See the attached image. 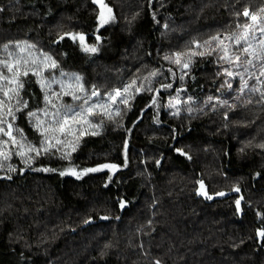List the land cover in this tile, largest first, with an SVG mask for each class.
<instances>
[{
    "label": "trees",
    "instance_id": "16d2710c",
    "mask_svg": "<svg viewBox=\"0 0 264 264\" xmlns=\"http://www.w3.org/2000/svg\"><path fill=\"white\" fill-rule=\"evenodd\" d=\"M104 3L113 19L101 26L93 0H0L3 43L32 41L103 92L126 81L141 89L68 158L49 150L30 169L15 160L13 175L0 171V264H264V99L249 91H264L249 76L260 62L237 52L241 62L228 63L212 50L213 37L251 23L245 8L264 22V0ZM262 38L257 25L249 40L259 49ZM226 70L244 75L243 94ZM22 83L26 106L13 122L38 145L28 115L43 94L33 75ZM69 169L79 176L60 174ZM198 181L213 199L197 197Z\"/></svg>",
    "mask_w": 264,
    "mask_h": 264
},
{
    "label": "rangeland",
    "instance_id": "374dc122",
    "mask_svg": "<svg viewBox=\"0 0 264 264\" xmlns=\"http://www.w3.org/2000/svg\"><path fill=\"white\" fill-rule=\"evenodd\" d=\"M2 9L3 8L0 7V10ZM104 16L105 19H107V23L111 22L113 19L112 12L109 13L107 9H104ZM107 23H104L103 25ZM3 40V37H1L0 60L14 61L17 58L27 60L29 61V63L25 65V67L29 69L40 68L41 76L48 84L47 87H42L40 83V77L33 75L37 81L39 88L42 91L44 98L43 108L32 112L35 113V116H32L30 114L28 115L32 128L34 129V131L37 132L38 136L40 137V142L38 145H34L30 142H27L22 132L16 128L14 123L17 119L16 108H19L21 110L23 107H25V104L21 103L22 88L19 89V100H17L15 94H12L11 105L13 106V114L15 116V119L13 120L12 117L5 115L3 117L5 123L3 125H0V127H4L5 130H7V123L11 122L13 124L12 135L16 137V140L19 143H23L25 146L30 144L39 147V145L44 139V137H42L40 133L44 130V128L49 127L54 119H59V117L53 116V114L56 113L58 110L60 116H63L65 114L71 116L74 111H79L81 110V108H87L88 105L83 104V98L85 96L90 97L89 104L96 103L107 105L108 107L106 111L107 113L111 114L110 117H117L125 108L131 105L135 96L141 91L137 82H135V85L129 87L128 92L125 93L123 89L132 84L127 83L128 81H126L122 86H114L109 91L103 92L95 84L87 86L85 82V77L83 75L77 72L64 69L58 59L51 52H47L43 49L38 48L34 42L24 39H18L9 41L5 44L3 43ZM5 45H8L7 50H5L4 48ZM29 45H31L32 47H29ZM84 46L88 45H83V48ZM21 49H24V51L21 52ZM9 53H11V55H9ZM45 56L51 57V60L56 62L55 68H51L50 66L45 67L44 64L41 63L42 61H44ZM33 59L36 60L35 65L31 63ZM46 63L50 65L51 61H47ZM29 74H31V72ZM23 77L25 76L20 77L21 82ZM75 77H79V81H77ZM80 86L83 87L84 91L80 90ZM12 87H15V85H12ZM137 89H139V91H137ZM116 90H120V96H118L115 101L108 99V94L112 93L113 95H115ZM93 91L98 92L99 95L91 96V93ZM65 92H68L69 94L65 95ZM73 94L81 97V99L73 100ZM46 95L49 97L48 101L45 100ZM0 98H3L2 92H0ZM122 100H127V103H123ZM177 104L179 103L177 102ZM53 105H55V107H53ZM4 111L6 112L7 109L5 108ZM101 118H109V116L105 114L104 108H96L92 114L84 113V119L89 121V123H85L84 119L78 118L76 122L70 120L65 126V130L63 133H61L60 131H49L45 133V135L48 137H56L64 141L63 144L57 145L55 139H53L52 148H50V150L57 151L62 156L68 158L71 154L75 152L84 137L94 135L93 133H98L100 131V125L98 122ZM40 121H43V123L38 129L37 124ZM93 124L98 125V127H91L90 125ZM0 141H8V144L0 145V150L4 151L8 156L7 159H5L3 156H0V171L13 175L15 173V160L21 162L23 166L22 171H25V169H30L32 167L33 159L37 156L35 155V153H29L27 151V147L21 149L19 147V144L13 146L12 142L9 140V137L4 136L2 133H0ZM73 148H75L74 151L72 150ZM18 151H24L25 156L21 157L16 155ZM42 153L44 152H41V154Z\"/></svg>",
    "mask_w": 264,
    "mask_h": 264
},
{
    "label": "snow or ice",
    "instance_id": "6c2138e0",
    "mask_svg": "<svg viewBox=\"0 0 264 264\" xmlns=\"http://www.w3.org/2000/svg\"><path fill=\"white\" fill-rule=\"evenodd\" d=\"M93 3L99 4L100 8H101V12H100V23L101 26L104 23H107V19H105L104 16V9H107V11L109 13H111L112 9L110 7H108L105 3L104 0H93ZM260 12H264V8L260 9ZM243 16L245 17H249L251 23L245 22L243 24V29L244 31L240 32L239 34H232L230 36H225L223 38L220 37H213L212 39L215 41H218V43L215 45V47L212 49L213 51H215L216 49H220V52L222 53L220 55V59L224 60L228 63H237L239 64L241 62V55L237 54V52L244 54L245 56H250V59H247L245 61H243L244 63L255 67L256 65L254 64V61H259L260 62V68H259V74L257 75L256 73H250L249 76H255L258 84L264 85V81H262L260 79V77H264V38L260 39L259 41V49H257L256 47H254L251 43V41L249 40V35H250V31L255 30V27L257 25H259V30L262 34V36H264V22H261L259 19V13H251L247 8L244 9ZM63 38V37H62ZM73 39H76V37L73 35L72 36ZM254 38V37H253ZM79 40L81 42V44H84V37L81 35L79 36ZM234 41V44L236 46V52L231 51V45L230 44H225V41ZM206 44H208L211 47V42L210 41H206ZM223 46V47H221ZM29 47H32L31 45H29ZM197 48L200 47L199 44L196 45ZM5 50H7L8 45L4 46ZM83 50L85 52H96L97 49L96 47H88V46H84ZM24 49H21V52H23ZM9 55H11V53H9ZM184 55L182 53H177L176 54V63L180 64L181 63V56ZM192 56L195 55H204L203 52L197 53V52H191ZM47 61H51V64L48 65L46 62ZM29 63V61L27 60H23L22 58H17L14 61H10V60H0V92L3 93V98H0V125H3L5 123L3 117L5 115L12 117V119H15V116L13 114V106L11 105V99H12V94H15L17 97V100H19V89L23 87V83L21 82L20 77L21 76H28L29 73L31 72L32 75L38 76L40 77V83L42 87H47L48 84L46 83V81L44 80V78L41 76V69L40 68H34V69H29L27 67H25V65H27ZM31 63L33 65L36 64V60L33 59L31 61ZM42 64H44L45 67H51V68H55L56 67V62L51 60V57L45 56L44 57V61L41 62ZM188 63H184L183 64V68H188ZM6 70V71H5ZM245 72H247V69H245ZM153 76L156 75V73H152ZM226 75H228L229 77H234L236 75L240 76V79L242 81L241 86H240V92L241 94H243L244 90L246 88H248V81L244 79V75L240 74V73H233L232 71H228L226 70ZM75 79L77 81H79V77H75ZM181 79H183V76H181ZM225 83L227 84L228 88L231 89L232 88V84L229 81H225ZM12 85H15V87H12ZM133 85H135V81L132 82L131 85H129L128 87L124 88L123 91L126 93L128 92V88L132 87ZM167 87H170V85H168ZM80 90L84 91L83 87L80 86ZM137 91H139V89H137ZM249 91L251 92H259L262 99H264V91L261 90V88L259 87H255L253 86L252 88L249 89ZM65 95H68V92L64 93ZM120 90H116L115 95H113L112 93L108 94V99L115 101L116 98L118 96H120ZM59 95V94H57ZM99 95L98 92L93 91L91 93V96H97ZM72 99L73 100H80L81 97L77 96V95H72ZM213 98L209 97V100L211 101ZM45 100L48 101L49 97L46 95L45 96ZM89 100L90 97L85 96L83 98V104L84 105H88L87 108H81V110L79 111H74L72 113L71 116L65 114L63 116H60L59 114V110L53 114L54 117H59V119H54L53 122L51 123V125L49 127L44 128V130L40 133L42 137H44L43 141L41 142V144L39 145V147L37 146H33V145H27L25 146L23 143H19L16 140V137L12 135V130H13V124L11 122L7 123V130H5L4 127H0V133H2L4 136L9 137V140L12 142L13 146H16L17 144H19V147L21 149H24L25 147H27V151L29 153H35V155L39 156L41 154V152L44 153H48L50 148H52V140L55 139V142L57 145L63 144L64 141L56 138V137H48L45 135V133L51 131V132H56V131H60L61 133L64 132L65 130V126L68 124V122L71 120L73 122H76L79 119H84V113H89L92 114L94 112V110L96 108H104L105 109V114H107L110 118L111 114L107 113V105L104 104H96V103H92L89 104ZM123 103H127V100H122ZM252 101L249 100L248 103H251ZM223 103H227V101H224ZM26 106V105H25ZM53 107H55V105H53ZM231 107V105L229 106ZM7 109V111L5 112L4 109ZM16 111H20L19 108H16ZM118 114V111H117ZM30 115L35 116V113H30ZM85 123H89V121H87L86 119H84ZM43 123V121L38 122L37 124V128L39 129L41 124ZM91 127H98V125H90ZM98 134V133H93ZM8 144V141H0V145H6ZM260 147L264 148V145H260ZM58 150V149H57ZM73 151L75 150V148L72 149ZM16 155L18 156H25V152L24 151H18L16 153ZM0 156H3L5 159L8 158L7 154L0 150ZM101 168H109V169H116L117 165L114 164H105L102 165ZM100 169L97 168H93V169H87L86 171H99ZM45 171H47V169H45ZM61 175H66V174H74V175H78L74 169H69L68 172H61ZM203 187V186H202ZM206 195V193H204ZM219 195H224V193H219ZM209 199L211 197H208ZM237 204V208L239 209L240 206V201L237 200L236 201ZM261 237H264V230H261L258 233Z\"/></svg>",
    "mask_w": 264,
    "mask_h": 264
},
{
    "label": "water",
    "instance_id": "95a60500",
    "mask_svg": "<svg viewBox=\"0 0 264 264\" xmlns=\"http://www.w3.org/2000/svg\"><path fill=\"white\" fill-rule=\"evenodd\" d=\"M99 7H100V5H99ZM204 193H206V195ZM196 194H197L198 198H201L203 200H208L209 199L208 197H211L210 199H213V197H214L210 194L209 189H208V187L204 181H198Z\"/></svg>",
    "mask_w": 264,
    "mask_h": 264
}]
</instances>
